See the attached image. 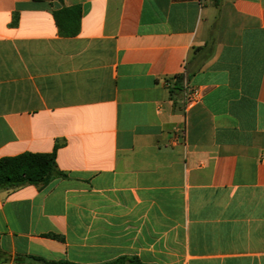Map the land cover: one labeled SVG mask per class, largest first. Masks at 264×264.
Returning a JSON list of instances; mask_svg holds the SVG:
<instances>
[{
    "label": "crops",
    "instance_id": "1",
    "mask_svg": "<svg viewBox=\"0 0 264 264\" xmlns=\"http://www.w3.org/2000/svg\"><path fill=\"white\" fill-rule=\"evenodd\" d=\"M55 146L0 264H264V0H0V158Z\"/></svg>",
    "mask_w": 264,
    "mask_h": 264
},
{
    "label": "trees",
    "instance_id": "2",
    "mask_svg": "<svg viewBox=\"0 0 264 264\" xmlns=\"http://www.w3.org/2000/svg\"><path fill=\"white\" fill-rule=\"evenodd\" d=\"M73 10L74 9H71V11ZM66 11L70 10L62 9L55 15H58L59 13H65ZM77 14H79L78 9ZM76 24L78 25V22ZM76 30L77 27L73 32H76ZM196 52H198V49L195 50V53ZM208 56L209 54L206 55L205 58L207 59ZM190 75V70L186 68L185 74L179 75L177 77V81H188ZM56 150L57 146H55L52 153H22L13 157L0 158V190L15 189L24 185H35L39 188H43L55 179H65L66 175L57 169L55 163ZM46 236L53 239H61L54 234H48ZM12 261L14 263L27 264H73L64 261L47 262L34 256H15L13 257ZM124 262L125 259L120 258L103 264H124ZM129 262V264H141L138 261Z\"/></svg>",
    "mask_w": 264,
    "mask_h": 264
},
{
    "label": "built area",
    "instance_id": "3",
    "mask_svg": "<svg viewBox=\"0 0 264 264\" xmlns=\"http://www.w3.org/2000/svg\"><path fill=\"white\" fill-rule=\"evenodd\" d=\"M174 79H171L166 82V85L169 86L170 82H173ZM203 93L200 88L198 87H191L187 84L184 85V100L185 106H193L201 102Z\"/></svg>",
    "mask_w": 264,
    "mask_h": 264
}]
</instances>
